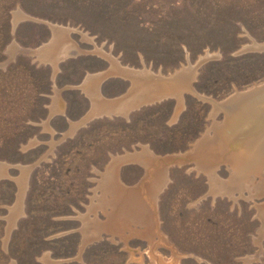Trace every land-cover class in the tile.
Wrapping results in <instances>:
<instances>
[{"label":"rangeland","instance_id":"1","mask_svg":"<svg viewBox=\"0 0 264 264\" xmlns=\"http://www.w3.org/2000/svg\"><path fill=\"white\" fill-rule=\"evenodd\" d=\"M18 8L30 18L14 27ZM47 22L77 28L56 73L34 52L52 36ZM255 42L264 44V0H0V161L9 164L0 176V264H264V166L235 198L222 193L229 162L215 171L217 194L200 168L237 146L221 141L209 155L228 118L226 109L212 116L214 101L264 86V50L245 49ZM96 45L165 76L215 57L199 65L181 101L96 116L70 134L91 109L82 82L110 67ZM131 89L122 76L100 83L105 99ZM143 145L155 153L148 165L120 163L118 187L99 188L96 170ZM18 165L35 166L26 176ZM22 177L24 205L14 211Z\"/></svg>","mask_w":264,"mask_h":264},{"label":"bare ground","instance_id":"2","mask_svg":"<svg viewBox=\"0 0 264 264\" xmlns=\"http://www.w3.org/2000/svg\"><path fill=\"white\" fill-rule=\"evenodd\" d=\"M28 18H30V16L26 14L21 8L15 9L13 11L14 27L19 25L21 20ZM47 23L52 30V36L48 42L41 45L34 52L40 60L52 63L56 73L59 69L58 63L66 56L67 50L73 47V43H71V33L77 32V28L58 23ZM84 36L87 37V34ZM89 39L93 41V38L89 37ZM14 43L16 44V42ZM96 47L98 46L96 45ZM101 48L96 49L110 60V67L105 72L97 75L88 74L85 78L84 83L81 86L83 90L91 97L93 107L83 120L75 123L72 122V128L69 132L70 134H73L80 125H83L89 119L96 116H103V114L111 115L112 113L127 116L131 110L138 108L142 104L154 102L155 100L161 101L167 97H177V100L179 99L181 101L185 91L188 92L193 90L191 82L196 78L198 67L201 62L209 57H215V55L208 52L206 55L201 56L196 64H190L189 66L184 65L185 67L178 69L171 76H165L160 73L156 74L147 68L141 70L124 66L111 53H106L105 50L103 51ZM245 49H257L261 51L264 50V44L255 42L253 45L245 47ZM111 75L122 76L131 80L132 89L129 96H124L117 99H105L99 93L100 83ZM214 104L215 107L212 111V116L214 117L215 114L220 110L226 109L228 118L227 123H224L225 125L221 128L216 129L217 126L214 127L217 131V137L215 141L213 140L208 145L210 152H208L209 155L212 156L221 152L220 146L217 145V143L220 144L221 141L227 142L228 139H234L237 142V146L231 157L223 158V156H219V158H223L220 162H215V164L210 165H200V168H204L209 174L210 181L213 184L211 185L212 190L217 194L219 192L216 191L214 187L218 182V179L215 178V171L219 167L220 163L225 161L229 162L232 165V177L229 182H227L228 187L226 186V189L222 193L228 194L229 197L235 198L234 189L237 186L239 187L242 185V181L248 178L250 174L260 173L264 166V145H261L264 144V140L262 141V139H264V86L258 87L248 92H238V94L227 99L226 101L221 103L214 101ZM177 116L178 112L175 114L176 118ZM44 124L46 129H49L53 134L55 133L54 129L49 126L48 120L44 121ZM208 131H210V128ZM202 146L199 151L200 156L205 149V146ZM25 148H27V146H25ZM154 156L155 153L149 148V146L144 145L140 151L136 150L134 152H126L125 154L113 156V159L109 163L105 172L96 170L97 172L104 175L103 179L100 181L99 188H102L105 191H112L118 187L116 185V170L120 163L140 162L142 164L148 165V163L151 161L150 158ZM8 166V163L0 161V176L7 175ZM18 167L23 172V175L26 174L27 176L31 172L34 165H18ZM24 181H26V179L23 180V177L17 179V183L19 184L20 188L17 201L14 206V211H22L23 209L24 197L27 188V184ZM82 216L83 215L80 217ZM14 218H16V216ZM15 220L17 219L12 220L11 226L16 223ZM84 220H86V222L88 221L87 218ZM48 258L49 255L46 254L45 258L43 259L48 261Z\"/></svg>","mask_w":264,"mask_h":264},{"label":"crops","instance_id":"3","mask_svg":"<svg viewBox=\"0 0 264 264\" xmlns=\"http://www.w3.org/2000/svg\"><path fill=\"white\" fill-rule=\"evenodd\" d=\"M100 73H102V72H100ZM100 73H91V74H95V75H97V74H100ZM86 77H87V76H86ZM86 77H85V78H86ZM84 80H85V79H84ZM83 83H84V81L82 82V84H83ZM82 84H81V85H82ZM84 92H85V91H84ZM85 93H86V92H85ZM99 93L101 94V92H100V85H99ZM86 94H87V93H86ZM87 95H88V94H87ZM101 95H102V94H101ZM88 96H89V95H88ZM102 96H103V95H102ZM103 97H104V96H103ZM89 98H90V100H91V97H90V96H89ZM104 98H105V97H104ZM92 104H93V103H92V100H91V109H92V107H93ZM51 109H52V111H54V112L60 110V108H58V105H56V104H53V105L51 106ZM55 109H56V110H55ZM91 109H90V110H91ZM54 112H53V113H54ZM72 122L75 123V122H77V121H72Z\"/></svg>","mask_w":264,"mask_h":264},{"label":"water","instance_id":"4","mask_svg":"<svg viewBox=\"0 0 264 264\" xmlns=\"http://www.w3.org/2000/svg\"><path fill=\"white\" fill-rule=\"evenodd\" d=\"M16 26H17V25H16ZM211 58H212V57H209V58L203 60V61L201 62V64L205 63L206 61L210 60ZM167 98H168V97H167ZM40 161H41V160H39V162H40ZM39 162H38V163H39ZM35 165H37V164H35ZM35 165H34V166H35Z\"/></svg>","mask_w":264,"mask_h":264}]
</instances>
